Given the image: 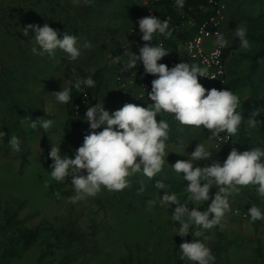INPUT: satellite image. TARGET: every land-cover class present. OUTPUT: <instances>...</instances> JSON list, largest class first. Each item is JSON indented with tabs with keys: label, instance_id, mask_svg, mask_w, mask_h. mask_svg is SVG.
Masks as SVG:
<instances>
[{
	"label": "rangeland",
	"instance_id": "374dc122",
	"mask_svg": "<svg viewBox=\"0 0 264 264\" xmlns=\"http://www.w3.org/2000/svg\"><path fill=\"white\" fill-rule=\"evenodd\" d=\"M223 1L228 10L222 33L229 45L238 42L227 58V82L239 97L237 111L241 113L248 98H264V59L252 72L251 61L244 53H254L260 44L247 36L250 48L245 50L233 31L243 23L247 35H264V13L250 11L248 0ZM145 2L0 0V130L7 134L0 137V264H191L180 258L179 246L197 238L191 233L187 237L176 235L179 222H174L171 215L175 205L170 209L158 202L148 206L149 200L163 195L155 187L160 180L186 202L184 188L188 182L182 174L157 177L152 187L143 186V180L132 174L125 189L109 191L102 187L96 196L77 203L70 200L74 195L70 178L57 182L51 177L49 152L53 143L61 144L62 155L74 158L73 141L79 140L82 146L89 130L83 118L77 130L66 132L67 104L57 103L52 92L60 91L61 86L71 88L75 79L103 69L105 78L98 99L106 110L111 113L133 103L134 98L122 94L118 87L117 65L128 57L123 55L122 46L127 41L130 48L126 51L136 54L138 20L145 17ZM45 23L58 30L61 38L66 31L78 35L81 45L88 41L92 47H82L75 61L68 60L60 50L54 58L33 54L34 33L26 37L23 28ZM41 117L55 122L47 132L29 126L31 118ZM242 117L232 145L214 152L206 165L222 163L233 148L243 152L264 146V125L249 126V117ZM11 135L19 138L20 151H14L8 143ZM237 187L229 196L230 210L221 224L204 231L200 239L212 250L215 264H264V223L242 219L234 212L252 204L264 206V198L256 186ZM216 190L213 188L212 193ZM208 203L197 206L204 210ZM24 228L39 230L32 246L20 241L19 232Z\"/></svg>",
	"mask_w": 264,
	"mask_h": 264
},
{
	"label": "clouds",
	"instance_id": "9594fccd",
	"mask_svg": "<svg viewBox=\"0 0 264 264\" xmlns=\"http://www.w3.org/2000/svg\"><path fill=\"white\" fill-rule=\"evenodd\" d=\"M78 4L80 0H72ZM92 0H85L91 3ZM175 5L183 8L185 0H174ZM141 39L145 43L140 46L139 55L130 48L128 41L122 46L128 55L125 70L143 64L145 74L155 78L151 81V91L148 97L154 103L147 107L134 103H126L122 108L109 112L103 101L94 106H87L84 120L89 124V130L84 135L82 146L74 151V158L61 154V144L53 143L49 157L53 161L50 165L51 177L62 182L70 178L74 195L70 197L72 203H77L88 197L96 196L102 189L121 191L128 187V177L142 171L148 178H153L161 172L164 165L166 141L169 133V123L157 116L162 113L174 115L180 125L207 129L211 132L210 138L226 139L220 133L235 136L238 133L243 117L237 111L239 97L231 90L216 88L207 89L200 82L199 77H208L207 70L198 63L181 62L169 68L159 61L169 54L168 49L159 41L152 44L156 35L169 38L172 31L168 19H161L155 15L145 16L138 20ZM24 36L34 33L31 40L34 46L31 52L35 55L55 57L57 50L66 54L71 61L81 56V48H91L90 42L79 43V36L63 32L51 27L48 23L28 24L23 28ZM240 41V46L247 50L250 42L247 38L248 29L239 23L233 31ZM216 44L222 49L228 46L225 35L219 31L215 33ZM156 40V39H155ZM119 61V56L116 57ZM95 87L91 76L77 78L74 87ZM55 101L59 104H68L71 99V88L61 86L60 91L52 92ZM85 96L87 93L84 94ZM46 115L47 111L45 110ZM253 112L248 119L249 126L255 127ZM25 119H28L25 118ZM52 119L43 117L30 120L32 129L42 128L48 131L53 127ZM100 131H97L101 129ZM7 134L0 130V137ZM14 151H20V141L16 135L8 140ZM226 144V143H225ZM183 149L179 144L177 154ZM211 152L204 143H199L190 153L187 160H178L172 165L177 174L183 175L187 181L184 191L188 194L187 201L181 202L175 192L170 191L169 185L160 180L155 187L163 191L157 199L149 200L148 206L159 203L161 207L169 209L175 205L172 220L179 222L176 235L187 237L190 233L197 239L191 242L185 240L179 246L180 258L191 264H215V256L205 240L200 239L204 231L220 225L226 212L230 210L229 196L237 191V186H256L260 197L264 198V146H254L243 152L233 148L227 158L221 163L213 161L207 166H198L196 162L208 160ZM47 187V185H45ZM217 189L213 194L212 189ZM204 210L197 205L209 202ZM191 202V203H189ZM193 204L196 207L190 208ZM251 221L264 220V210L256 204L248 209ZM190 228L192 231H190Z\"/></svg>",
	"mask_w": 264,
	"mask_h": 264
},
{
	"label": "trees",
	"instance_id": "16d2710c",
	"mask_svg": "<svg viewBox=\"0 0 264 264\" xmlns=\"http://www.w3.org/2000/svg\"><path fill=\"white\" fill-rule=\"evenodd\" d=\"M248 8L250 11H258L260 14L264 13V0H248ZM152 9L155 16L163 19H168L169 21V28L172 31V35L169 38H165L161 35H156L154 38H160V40H155L156 44L159 41H163L167 44L168 47L176 49L178 46L179 41H185L192 37L197 32L199 24H201L204 20H206L212 12V9L207 4L206 0H185V4L183 8H179L175 5L174 0H149L146 3V13L145 16H148V10ZM191 20L194 22V25L188 27L186 25V21ZM227 20V19H226ZM226 22V21H225ZM225 24V23H224ZM138 38L141 39V34L139 29L137 30ZM249 38L253 39L255 42L259 43L260 46L257 51L254 53H244L247 58L251 61V71H256L258 66L260 65L261 61L264 59V35H247ZM237 41H234L230 45L228 44L227 47L224 48V54L226 59L231 54L233 49L237 48ZM128 59L124 62H120L117 65L118 71L120 73L118 75L121 76H129L133 72H137L138 77L142 76L146 81L151 83V81L155 78L150 74H145L144 68L140 65V63L133 69L125 70V64L127 63ZM180 60H160L159 63H164L169 66V68L173 67L177 63H181ZM88 76V75H86ZM95 81V87L93 88H86L83 87L80 90H77L74 87V83L71 86V101L67 104V116L65 122V130L68 133H71L77 130L81 124L82 120L85 116L87 106L91 105L94 106L95 104L99 103L98 96L100 95L101 85L104 81V71L103 69H99L96 72L90 74ZM79 78H86L85 76H81ZM205 88L211 89L216 88L218 90L228 89L231 88V82H227L226 84H220L217 81H211L206 83ZM120 91L128 96L131 95L135 90H123ZM87 93L89 99L85 104H82L79 109L77 107L81 104L84 94ZM253 112H258L259 115L255 117L257 123L259 125H264V98H248L244 101L243 106L241 107V114L244 116L250 117ZM166 113V112H165ZM169 114V113H167ZM173 115V114H170ZM174 116V115H173ZM206 130V134L209 136V132ZM79 140L73 141L74 151L78 149L81 145ZM233 141L231 142V144ZM161 173V176L169 177L176 173L173 169H164ZM170 174V175H169ZM141 178L143 180V186L152 187L154 183L157 181L156 178H148L145 176H137L135 173L133 174V178ZM264 209V206H260ZM249 208V207H248ZM243 209V208H242ZM256 222L264 223V220H257ZM10 223V221H9ZM39 235L38 229H21L19 232V238L21 243L24 246L29 247L32 246L37 237Z\"/></svg>",
	"mask_w": 264,
	"mask_h": 264
},
{
	"label": "built area",
	"instance_id": "2783aa9c",
	"mask_svg": "<svg viewBox=\"0 0 264 264\" xmlns=\"http://www.w3.org/2000/svg\"><path fill=\"white\" fill-rule=\"evenodd\" d=\"M149 1V0H146ZM207 4L212 9L211 15L199 24L197 32L180 44L178 49L168 47L163 41V46L168 49L169 54L161 60H183L185 58L190 63H198L201 67L207 70L208 77H199V82L204 86L211 81H217L220 84L227 83V59L224 54V49L218 48L216 44L215 33L217 31L222 33V28L227 19V4L223 0H206ZM152 9L148 10V16L153 15ZM133 31H135L133 29ZM143 67V64L140 63ZM144 68V67H143ZM118 87L123 90L133 89L135 91H151V83L145 79L138 77L137 72H133L129 76H116ZM205 87V86H204ZM88 95L84 96L81 104L77 107L80 108L82 104L88 101ZM212 136L211 132L207 130ZM221 137L226 139L218 140L213 138L214 147L219 149L224 145L231 144L232 136L226 133H220ZM83 144V142H81ZM226 143V144H225ZM251 208V207H249ZM249 208H237L234 210L235 214L242 219H251L248 216ZM264 210V209H262Z\"/></svg>",
	"mask_w": 264,
	"mask_h": 264
},
{
	"label": "crops",
	"instance_id": "0c3cea01",
	"mask_svg": "<svg viewBox=\"0 0 264 264\" xmlns=\"http://www.w3.org/2000/svg\"><path fill=\"white\" fill-rule=\"evenodd\" d=\"M142 1L144 2V0H142ZM146 3H147V1L145 2V4ZM186 25L188 27H190V26L192 27L194 25V22L191 20H187ZM195 33H193V34H195ZM138 39L136 41V45H137L136 54L137 55H139V51H138L139 46L141 45V42H143V41L140 42V40H138ZM155 39H156V41L160 40V38H155ZM182 42L183 41L178 42V46L176 49H178L180 47V44H182ZM127 59H128V57H126L125 59H122V62H124ZM181 61L186 62L187 60L185 58H183V60H181ZM118 74L119 73H117V75ZM141 78H143V77L141 76ZM149 92L150 91H141V90L140 91H134L130 95L132 97V99L134 98V102H133V100H132V102L134 104H137L139 106H144V107H147L150 103H154L148 97ZM102 94H103V91H102ZM160 118L166 120L170 126L169 127V133H168V139L166 141V152L169 153V155L168 156L166 155L164 158V165H163L161 172L166 168L173 169L172 165L175 164L178 160H187L188 159L187 154L191 153L189 149H193V150L195 149V148H190V146L195 147L200 142L206 144V146L208 147L209 151L212 154L211 159L214 157V152H216L218 149L214 147L213 138H210L211 136L210 135L208 136L206 134V130L202 126L200 128H196L193 126L180 125L179 122L174 119L173 115H170L167 113L159 114L157 116V119L159 120ZM188 140H191V143ZM179 144L183 145V149L180 150L179 153L177 154V149H178ZM231 145L232 144L224 145L223 147H221L219 149H222V148L227 149ZM206 163H207V160L199 161V166H201V167L207 166ZM135 175H137L138 177L139 176H145L142 171L135 173ZM160 176H161V173L159 172L153 178L160 177ZM145 177H147V176H145Z\"/></svg>",
	"mask_w": 264,
	"mask_h": 264
}]
</instances>
